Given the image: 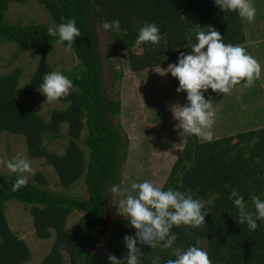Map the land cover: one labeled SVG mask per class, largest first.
<instances>
[{
	"label": "trees",
	"instance_id": "obj_1",
	"mask_svg": "<svg viewBox=\"0 0 264 264\" xmlns=\"http://www.w3.org/2000/svg\"><path fill=\"white\" fill-rule=\"evenodd\" d=\"M26 1L0 0V43H15L18 53L39 44L35 69L27 80L21 79L23 69L18 66L0 72V136L5 131L23 136L29 157L43 158L45 164L51 165L64 191L48 188V178L40 171L34 180L27 179L26 186L13 191L12 185L20 174L0 170V264H25L32 257L29 245L8 224L5 208L10 200L30 206L37 238L53 239L39 264H66L65 256L69 264H94L97 238L107 224L117 228L108 238V254L124 258L128 250L123 237L135 235L137 230L128 226L126 217L109 220L108 200L111 184L122 182V160L128 155L129 143L122 136L121 124L114 123L121 114L122 103L118 96L106 93L104 59L93 23L120 20L119 33L108 31L114 41L111 46L126 51L130 69L140 72L174 63L179 52L191 51V45L196 43V29L211 27L224 35L226 44H242L246 40L244 18L235 11L222 10L214 0H37L47 10L51 25L7 21L5 14L10 3ZM68 19H75L81 32L71 49L67 42H59L58 36L48 35L49 27H58ZM151 22L160 28V45H138V27ZM55 45H63L75 54L74 66L58 71L72 80L77 91L57 99L61 107L50 108L46 118L37 112L32 101L45 74L57 71L48 58ZM136 45L140 52L134 51ZM245 49L249 54L254 50L249 45ZM114 76L121 78V74ZM220 93L209 87L203 95L212 103ZM63 137V152L49 150L47 143ZM80 179L87 199L67 191ZM161 186L164 190H191L196 194L194 198L205 205L202 211L208 209L200 228H173L177 233L175 248L183 251L198 241L199 247L205 245L212 264H264V222L258 221L255 231H250L246 223H238L235 197H231L233 189L239 190L245 197L246 210L252 212V196L264 199V126L212 142L186 133L182 151ZM81 208L89 215L87 228L84 217L67 228L69 216ZM162 243L156 249L141 247L142 264H150L156 254L163 261L174 258L172 249L164 248Z\"/></svg>",
	"mask_w": 264,
	"mask_h": 264
},
{
	"label": "rangeland",
	"instance_id": "obj_2",
	"mask_svg": "<svg viewBox=\"0 0 264 264\" xmlns=\"http://www.w3.org/2000/svg\"><path fill=\"white\" fill-rule=\"evenodd\" d=\"M252 3L257 9L256 17L252 22L244 18L246 40L239 46L245 48L249 45L254 49L250 54L261 64V75L252 86H247L245 80L242 84L235 85L231 92L226 94L221 92L212 102L216 112V122L210 130L213 139L264 126V47L260 48L262 44L260 45L261 41H259L264 39V0H252ZM5 15L7 21L14 24H25L30 21L52 24L47 10L37 0L10 3ZM93 28L99 36V50L104 59L106 93L110 97L118 96L122 103L121 114L114 118V123L121 124L122 136L125 135L129 143L128 155L122 162L120 176L122 182L113 183L109 187L108 215L109 220L113 221L125 216L120 213L118 206L119 200L123 197L111 193L112 186L120 185L122 190L128 188L131 191L132 182L149 180L156 186H161L166 180L186 137L184 130L179 127L181 122L174 118L171 108L173 105L188 106L190 102L187 100L186 91H177L179 80L176 77L170 72L163 75L158 72L167 69L172 63L134 72L128 63V53L111 46L114 43L112 34L105 31L98 23H93ZM38 47L39 44H35L28 50L18 53L15 43H0V72L6 73L18 66L23 69L24 75L21 79L27 80L35 69L39 54ZM54 47V52L48 58L57 71L74 66L76 57L72 50L63 45ZM134 51L140 52V46L136 45ZM114 73L121 74V78H115ZM34 94L35 100L32 104L37 112L44 114L46 118L50 108L61 107L57 100L46 101L41 91H36ZM21 99L23 100V97ZM64 131L63 128V134ZM65 143L66 139L63 137L53 139L47 145L49 150L61 153ZM18 155L25 157L33 169L31 173L22 174L27 176L28 180H34L35 174L40 171L48 178V188L64 191L51 165L45 164L43 158L29 157L23 136L3 132L0 136V170L6 174L13 173L6 165ZM67 191L75 196L88 198L82 179ZM29 207L21 201L10 200L6 203L5 211L11 230L24 239L30 247L32 257L25 264H39L49 251L53 239L43 240L36 237ZM83 217L87 228L89 215L82 208L75 210L69 216L67 228L73 227ZM113 229L117 228L107 224L102 231L100 230L99 240L94 249L97 258L95 264H110L107 242ZM202 248L206 250L205 245ZM65 259L66 264H69L68 257L65 256Z\"/></svg>",
	"mask_w": 264,
	"mask_h": 264
},
{
	"label": "clouds",
	"instance_id": "obj_3",
	"mask_svg": "<svg viewBox=\"0 0 264 264\" xmlns=\"http://www.w3.org/2000/svg\"><path fill=\"white\" fill-rule=\"evenodd\" d=\"M214 2L222 10L235 11L249 22L256 17L257 9L252 0ZM102 28L105 31L119 33L121 22L119 19L105 20ZM48 35L58 36L59 42H67L71 49L76 38L81 36V32L75 19H68L58 27H49ZM223 36L220 31L211 27L207 30H194L196 43L191 45V51L179 52L176 63L158 71L162 75L170 72L179 80L177 91L187 92L189 105H173L171 108L174 118L181 122L179 127L189 136H197L205 142L213 141V133L210 130L216 122V112L212 103L205 99L203 91L210 87L213 91L226 94L242 80H246L247 86H252L254 81L260 78L262 71L261 64L245 48L226 44ZM162 39L160 28L155 22L138 27L136 39L138 45L143 43L155 48L160 45ZM38 89L48 102L67 97L77 91L72 80L59 71L45 74ZM6 166L11 172L21 174L12 185L13 191L27 185V176L22 174L31 173L33 169L25 157L18 155L8 161ZM130 189L131 191L128 188L122 190L120 185L111 187V193L123 197L118 205L120 213L127 218L128 226L134 227L137 231L135 235L123 237L128 250L127 256L118 258L110 254L108 256L110 264H142L141 247L147 245L156 249L161 242L164 248L172 249L174 258L163 261V258L156 254L150 258V264H162V261L163 264H212L209 253L198 246V241L183 251L174 247L177 241V233L172 231L174 227L187 226L196 229L205 224L208 209L202 211L205 205L201 200L194 198L196 194L193 191H181L172 187L164 190L162 186H156L149 180L132 182ZM231 197H235L234 206L238 211V223L242 225L246 223L250 231H255L259 227L257 222H264V199L252 196L255 208V212H252L246 210L245 197L239 190L233 189Z\"/></svg>",
	"mask_w": 264,
	"mask_h": 264
},
{
	"label": "crops",
	"instance_id": "obj_4",
	"mask_svg": "<svg viewBox=\"0 0 264 264\" xmlns=\"http://www.w3.org/2000/svg\"><path fill=\"white\" fill-rule=\"evenodd\" d=\"M259 41L262 42V45H261V43H260V45H261V46H264V39H260Z\"/></svg>",
	"mask_w": 264,
	"mask_h": 264
},
{
	"label": "flooded vegetation",
	"instance_id": "obj_5",
	"mask_svg": "<svg viewBox=\"0 0 264 264\" xmlns=\"http://www.w3.org/2000/svg\"><path fill=\"white\" fill-rule=\"evenodd\" d=\"M98 240H99V238H97V242H98ZM97 242H96V244H97Z\"/></svg>",
	"mask_w": 264,
	"mask_h": 264
}]
</instances>
